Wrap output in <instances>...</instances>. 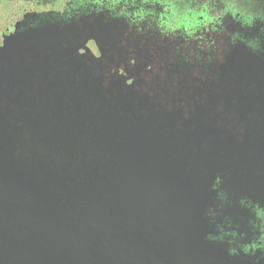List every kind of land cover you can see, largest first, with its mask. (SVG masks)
<instances>
[{
    "label": "water",
    "instance_id": "1",
    "mask_svg": "<svg viewBox=\"0 0 264 264\" xmlns=\"http://www.w3.org/2000/svg\"><path fill=\"white\" fill-rule=\"evenodd\" d=\"M60 18L27 10L2 42L0 264H264L219 238L242 191L264 207L261 123L197 135L106 77L126 58L118 20ZM213 72L259 84L264 64L237 50Z\"/></svg>",
    "mask_w": 264,
    "mask_h": 264
},
{
    "label": "flooded vegetation",
    "instance_id": "2",
    "mask_svg": "<svg viewBox=\"0 0 264 264\" xmlns=\"http://www.w3.org/2000/svg\"><path fill=\"white\" fill-rule=\"evenodd\" d=\"M237 2L52 0L49 8L38 4L19 13V28L2 29L0 51L3 40L20 29V14L27 10L66 21L103 14L118 20L127 38L125 60L106 77L123 79L139 96H152L173 121L197 122V135L242 137L245 124L253 121L261 123L259 135L264 136V72L259 84L213 82L219 78L215 68L234 51L255 55L264 64V0H249L248 6ZM176 68L179 73L170 74ZM222 187L217 178L213 201L215 208L227 210L229 194ZM237 201L238 218L220 227L219 238L264 256V207L248 192L242 191Z\"/></svg>",
    "mask_w": 264,
    "mask_h": 264
},
{
    "label": "rangeland",
    "instance_id": "3",
    "mask_svg": "<svg viewBox=\"0 0 264 264\" xmlns=\"http://www.w3.org/2000/svg\"><path fill=\"white\" fill-rule=\"evenodd\" d=\"M0 0V36L2 29H15L19 28L18 14L25 9H34L36 5L42 4L44 7L49 8L52 0ZM221 4H228L231 0H219ZM238 4L241 5L249 0H238ZM251 1V0H250ZM249 3H246L248 6ZM243 7V6H241ZM173 18V17H172Z\"/></svg>",
    "mask_w": 264,
    "mask_h": 264
}]
</instances>
